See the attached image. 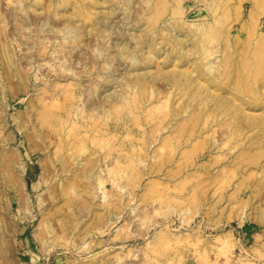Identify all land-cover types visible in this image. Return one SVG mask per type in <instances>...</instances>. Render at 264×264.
<instances>
[{"label": "rangeland", "instance_id": "rangeland-1", "mask_svg": "<svg viewBox=\"0 0 264 264\" xmlns=\"http://www.w3.org/2000/svg\"><path fill=\"white\" fill-rule=\"evenodd\" d=\"M0 264H264V0H0Z\"/></svg>", "mask_w": 264, "mask_h": 264}, {"label": "bare ground", "instance_id": "bare-ground-1", "mask_svg": "<svg viewBox=\"0 0 264 264\" xmlns=\"http://www.w3.org/2000/svg\"><path fill=\"white\" fill-rule=\"evenodd\" d=\"M245 80V79H244ZM246 81V80H245ZM243 83H245V82H243ZM224 106H237L236 104H231V105H228V104H226V105H224ZM76 114V113H75ZM68 116V115H67ZM68 118V117H67ZM73 118V117H72ZM60 120V119H59ZM64 120V119H63ZM69 121L71 120V119H68ZM60 122H61V120H60ZM60 122H58L59 124H60ZM71 125H73V122L71 121V122H67V120H65V121H63V124H62V127L61 126H58V127H60V132L57 134L58 136H59V139H60V142H61V145H62V147L64 148V151L67 153V155H68V157H71V158H73L72 156H71V154L69 153V151H70V147H71V145H72V142H71V140L69 139V133H70V130H71ZM60 145V146H61ZM92 162V161H91ZM87 165V164H86ZM88 165H90L89 163H88ZM87 165V166H88ZM62 168H66V166H65V163L63 162V164H62V166H61ZM91 169L92 170H90L89 171V173H86V174H83V175H77L76 176V178L77 179H79V180H81L82 178H86V177H89V178H93L95 181H97V183H98V174L96 173V174H94L95 173V171H94V164H92L91 166ZM89 168V167H88ZM73 179V178H72ZM101 183V182H100ZM99 187V186H98Z\"/></svg>", "mask_w": 264, "mask_h": 264}]
</instances>
